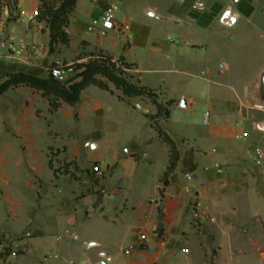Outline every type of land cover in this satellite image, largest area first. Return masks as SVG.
<instances>
[{"label": "crops", "instance_id": "1", "mask_svg": "<svg viewBox=\"0 0 264 264\" xmlns=\"http://www.w3.org/2000/svg\"><path fill=\"white\" fill-rule=\"evenodd\" d=\"M42 2L0 0V79L54 82L48 73L59 62L122 60L128 80L168 109L158 122L178 161L163 178L171 153L147 116L155 105L121 99L111 82L109 90L87 86L75 105L59 101L53 112L41 91L9 88L0 96V264H264V177L252 162L253 149L264 150V27H253L263 42L243 44L235 67L198 57L208 44L163 41L167 26L156 23L234 27L264 15V0H177L166 13L146 1L141 18L155 23L134 20L125 0H77L68 44L52 45L36 18ZM113 6V29L87 31ZM15 42L26 45L19 55ZM192 66L207 69V89L189 80ZM194 108L208 113L207 125L184 114ZM51 148L67 172L52 167ZM139 233L146 244L124 254Z\"/></svg>", "mask_w": 264, "mask_h": 264}, {"label": "trees", "instance_id": "2", "mask_svg": "<svg viewBox=\"0 0 264 264\" xmlns=\"http://www.w3.org/2000/svg\"><path fill=\"white\" fill-rule=\"evenodd\" d=\"M77 0H43L39 7L36 18L44 20L51 31V45L54 42L68 44L69 38L65 31L68 24V17L76 5ZM123 68L129 69L130 64L119 60ZM114 64H111V58L98 54V59L89 61L86 64L77 65L81 71L77 72L69 81L63 84L50 81L48 78H40L25 73L7 75L0 82V96L9 88L19 85L28 86L35 90L41 91L46 97L50 106L57 108L59 101L69 105H75L80 100V94L83 89L89 85H96L102 89L109 90L108 84L99 76L105 77L120 92L119 97L127 102L135 97H148L151 103L156 107V114H147L151 120V125L156 129L160 138L170 147V164L165 172L166 177L178 161V151L174 142L163 131L159 125V119L166 118L169 114L168 109L156 100L155 93L147 87L131 83L126 77L118 75L114 70Z\"/></svg>", "mask_w": 264, "mask_h": 264}, {"label": "rangeland", "instance_id": "3", "mask_svg": "<svg viewBox=\"0 0 264 264\" xmlns=\"http://www.w3.org/2000/svg\"><path fill=\"white\" fill-rule=\"evenodd\" d=\"M150 2L152 4L158 5L160 12H168L172 5V9L175 8V2L177 0H125V6L127 10H130L133 12L132 18L139 19L142 21H145L147 23L153 21L155 23L156 20L153 19H143L141 18V14L139 13L140 7L145 2ZM179 1V0H178ZM181 1V0H180ZM226 1V0H223ZM229 2L227 1L224 6L227 7ZM252 22V23H251ZM251 22L247 19H241L236 26L234 27H221L218 25H210L207 27H200L197 25H191V26H175L172 22H162L157 21L156 23L166 25L167 27H164V30H161V37L163 41L170 39L174 43H180L182 41L191 40L195 43H202V44H208V46H205L200 50L198 49L197 55L201 59H209L213 62L214 66L220 60H231L233 61V66H237V64L240 62V57L243 54V52L246 51V47L243 46V44L251 43V44H259L263 42L260 38L257 37L256 31L253 28L254 26H259L260 28L264 27V15H255L254 18L251 19ZM152 23V22H151ZM2 42V36L0 35V43ZM254 42V43H253ZM86 53H81L79 56H83ZM194 54V52H193ZM85 62L84 64L88 63L89 61L97 60L98 58L88 57L85 56ZM111 64H114V70L118 75L124 76L127 79L130 80L129 73L120 63H115L111 61ZM190 71L191 75L189 80L198 88L205 87L207 89L210 85L207 81L201 80L200 76L203 74H207V69L205 67H193ZM103 81H105L107 84L110 83L105 77L99 76ZM2 80V79H0ZM221 81H225V77H220ZM132 100L135 102H141L149 104L151 102V99L148 97H135ZM50 104V103H49ZM55 108L53 106H50V111L53 112ZM184 114L186 116L192 115L193 120H195L198 124H202V119L204 117L203 113L196 108H194L192 111H185ZM207 114V113H206ZM264 145V143H263ZM58 153H55L53 151V148H51V151L49 152V156H51V162L52 167L58 166L63 168V172H67V165L66 163L61 164V161H58L56 156ZM58 161V162H57ZM30 194V192H28ZM33 192H31L32 196ZM34 197V195H33ZM9 247H6L8 249ZM13 249V248H12ZM23 249L22 247H17L15 250L17 251V254L20 253V250ZM81 255V253H78ZM75 264V263H74ZM77 264V263H76Z\"/></svg>", "mask_w": 264, "mask_h": 264}, {"label": "built area", "instance_id": "4", "mask_svg": "<svg viewBox=\"0 0 264 264\" xmlns=\"http://www.w3.org/2000/svg\"><path fill=\"white\" fill-rule=\"evenodd\" d=\"M18 0H7V4L9 6H17ZM116 7H110L108 8L98 19H93L89 25L87 26V31L89 32H95V31H101L105 32L108 30L113 29L114 27V16L112 14V11L115 10ZM32 19V17H31ZM12 53L19 55L23 50L26 49V45L15 42L13 43L12 47ZM98 58V57H96ZM82 61H77L73 63H57L55 66L49 69L48 76L50 79H53L55 83L63 84L69 81L77 72V65L81 64ZM118 64V63H117ZM208 123V113L204 115L203 117V124L207 125ZM252 162L253 164L258 167L263 174L264 177V150L259 147H255L253 149L252 153ZM93 172L97 175V177H101V170L99 167L95 166L93 167ZM187 179L190 178V174L186 173L184 175ZM155 236H158L157 231H154L153 233ZM147 239L144 233H139L137 240L134 244L128 245L124 249V254L129 255L130 252L135 247H142L146 244Z\"/></svg>", "mask_w": 264, "mask_h": 264}, {"label": "water", "instance_id": "5", "mask_svg": "<svg viewBox=\"0 0 264 264\" xmlns=\"http://www.w3.org/2000/svg\"><path fill=\"white\" fill-rule=\"evenodd\" d=\"M3 47H5V45H3ZM262 84H263V94H264V75L262 77ZM138 107H140V106L138 105ZM181 107H186V101L185 100H182Z\"/></svg>", "mask_w": 264, "mask_h": 264}]
</instances>
